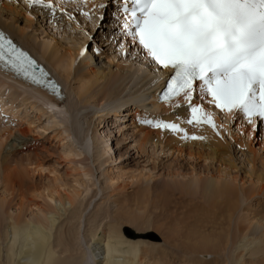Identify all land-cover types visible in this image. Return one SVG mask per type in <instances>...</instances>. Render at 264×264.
Here are the masks:
<instances>
[{"label": "rangeland", "instance_id": "obj_1", "mask_svg": "<svg viewBox=\"0 0 264 264\" xmlns=\"http://www.w3.org/2000/svg\"><path fill=\"white\" fill-rule=\"evenodd\" d=\"M111 7L113 10L114 6ZM112 10L110 11L113 14L114 11ZM67 11L75 16V19L69 20V22L74 24L76 29L65 30V27L63 28L61 25H51L50 23L42 22L37 17L35 21L41 22L42 29H46L50 38L55 37L62 43L73 46L78 45V41H84L83 46L85 45L86 50L90 51L93 56L92 64L95 65L97 63L98 67L108 72L110 69L114 72H119L116 65L119 62L123 65V62L120 61L123 55L120 44L124 42V38L121 35L118 24L112 18V14L107 9H100L98 11L99 14L96 12L91 19L87 18L86 22L83 23V15L78 14L74 9ZM26 15L32 16L30 11H27ZM101 15L104 17L103 21L99 19ZM59 16L68 23L67 19L69 18L67 15L59 13ZM0 20L9 23L8 19L1 15ZM52 28H55L56 31ZM98 28L103 29V32H100ZM32 29H28L27 33H31ZM110 32L112 35H108ZM35 33L38 34L39 32ZM84 34L86 36L83 40ZM115 37H119V39L117 40ZM50 38L45 37L48 41L51 40ZM113 41L115 42L114 44H112ZM32 44L39 54L45 55L44 49L39 42L32 41ZM97 49L99 50L98 53L95 51ZM135 51L136 49L129 50L127 59H135V56L137 57L138 55L135 54ZM84 54L85 56L87 55V53ZM114 56V61L110 62V59ZM115 59L119 61L116 62ZM138 59L135 63L134 60H128L129 63L126 61L124 65L127 64V69H120L124 80L134 78L126 86V90L124 89V92L117 95L116 93L110 94L102 102H78L77 91L81 83L74 80V64L72 77L68 82V85L71 83V86H69V99L66 106L61 107L63 109H49L48 112H45V109L48 108L46 104L48 97L43 92L22 83L0 70V81L5 83L4 87H0V94L2 95H0V130L2 132L0 133L6 139H0V180L4 173L8 175L18 174L23 176L27 184L25 186L29 188L23 197L16 196V198L5 192L4 184L0 181V202L3 201L4 204L1 207L0 203V210H3L2 212L4 213V215H0L3 231L9 228L13 216L19 212L18 207L20 204L25 217H30L31 219L36 217V213L39 212L37 206H45L43 197L46 194V191L45 194L43 191L45 187H60L59 190L63 195L66 191H72L73 188H80V194L73 202V206L66 203L65 207L67 210L63 212V216L59 219L57 231H53V238L57 240L63 235L62 230L70 228L69 234L74 239L76 248L75 258L79 257V253L88 251L89 247L90 251L94 252L92 249L96 246L95 243H97L99 238L101 239L108 232L113 231L111 225L114 223L115 228L118 224L119 231L124 236L144 240L142 249L145 251L146 255H144L146 258L151 261L161 258L160 253H162L164 260H161L159 264H194L195 255L191 254L190 249L183 245L181 237L187 233V230L191 229L189 224H191L192 218L190 217L189 219V216L192 215L194 205L199 204V207H203L209 206V203H204V201L200 200L199 197L201 196L193 197L183 193L180 187L183 186L182 182L185 183L192 176V169H196V172L199 173L198 175L203 173L216 175L218 165L200 161L194 162L184 156L179 157L171 154L169 156L167 153H161L160 150L156 149L157 147L151 144L150 146L149 144L147 145L145 152L142 154L135 149L141 138L138 131L141 124L136 119L138 116L131 115V113H135L134 107H137L138 103L137 106L135 104L133 106L125 104L122 106L123 109L121 107L118 108L120 109L118 112H114V108L127 102L131 96L137 95V93L143 98L148 97L155 85V81L152 78L145 77L141 80L140 76L133 77L134 73H136L134 71L139 65ZM55 69L56 72L61 73L56 67ZM93 89L97 90L98 88L94 86ZM15 94L17 96L12 99ZM144 101L146 102L145 99L142 102L144 103ZM8 109L10 110L8 111ZM99 116L102 117L98 119ZM103 117L104 119L102 120ZM75 121L79 127L78 132L74 131ZM56 122L60 124L55 126ZM21 130H26V132L21 133ZM82 135L91 143L89 150H85L83 145L80 144ZM257 146H255L256 149L258 148ZM68 148L70 149L69 153L67 152ZM235 153H237L239 168L244 170L245 168L242 167L241 161L244 160L245 156L240 152L238 153V147ZM7 154V162H2V157ZM36 161L44 165L46 168L44 172L32 173L33 167L31 165L32 162ZM85 170L88 173L87 175ZM241 170H233L232 174L240 179L239 175H244ZM110 176H113L115 180L109 182ZM142 177L150 180L146 181ZM173 180L178 182V190L172 188ZM237 183L241 184L240 182ZM87 184L89 190H84ZM249 186L250 184L247 183L246 187ZM250 205V202L244 203V207ZM251 210V212H248L251 216H256L253 213L254 211L260 214L263 212V208L257 210L252 208ZM76 212L77 215H75ZM245 213L247 214L246 211ZM241 225H243L242 227H248L246 223ZM93 227L98 229V240L96 237V240L90 241L87 235ZM255 227L263 229L264 225L254 220L250 228L254 229ZM106 229L108 230L105 231ZM173 231H176V233H173ZM69 234L66 233L67 236ZM86 241H88V244ZM172 242H176L177 245H173ZM0 246L1 250H3L1 255H5L6 241H0ZM153 246L154 248H152ZM155 247L157 251H155ZM248 252L249 250L243 251L244 262L252 261V264H264L262 263L264 262L263 254L252 257ZM205 254L203 257L208 260L213 258V255ZM2 260L3 258L1 257L0 261L2 262Z\"/></svg>", "mask_w": 264, "mask_h": 264}, {"label": "bare ground", "instance_id": "obj_2", "mask_svg": "<svg viewBox=\"0 0 264 264\" xmlns=\"http://www.w3.org/2000/svg\"><path fill=\"white\" fill-rule=\"evenodd\" d=\"M95 3L99 4L100 0H95ZM73 9L77 11L78 14L80 13V10L75 6H67V10ZM91 9L92 1L83 7V11H90ZM110 10H112L111 6L107 8V11L112 14ZM27 11H30L32 16H27ZM112 11H115V7ZM97 13L99 14L98 11ZM0 15L6 17V19L9 21L8 23L7 21L3 22L0 20V25L4 27L11 34V36L16 38L24 47L29 49L39 59H41L45 65L47 64L46 66L49 67L55 77L62 83L64 88L67 89V99L62 101V104L60 105L58 101L54 100V97L38 89L48 97L46 101L48 108L45 109V112H48L49 109L51 110L53 108L56 109L66 106L69 99V86H71V83L68 85V82L72 77L74 64V80L78 83H81L77 91L78 102H102L105 97L110 96V94L116 93L117 95L126 90V86L132 82V79L134 78L131 80H124L122 78L123 73L120 72V69H127V64L124 65L126 61L134 60L135 63V61H137L139 58V65L134 71L136 73H134L133 77L140 76L141 80L145 77L150 79L152 78L155 81V85L153 86L151 93L148 94V97L143 98L142 96H139V93H137V95L131 96L127 102L115 107L114 112H118L120 110L118 108L120 107L123 109L122 106L125 104H129V106H133V104H135L137 106L138 103V106L134 107L135 113H131V115L134 114L135 116L142 117L147 114L149 118L160 117L166 120H175L176 117L172 114L173 109L167 104L158 100L156 89L162 84L163 75L157 73L153 66H149V64L144 60L143 55L138 53L137 50L135 51V54L138 55L137 57L135 56V59H127V56H125L123 50V55L121 54L122 56L120 60L123 62V65H121L120 62V64L118 63L116 65V68L119 70V72H114L112 69H110L108 72L105 69L98 67L97 63L95 65L91 63L93 56L91 55L90 51L88 52L86 50L87 52H85L86 46H83L84 41H78V45L73 46L62 43L55 37L50 38V35L47 33L46 29H42L41 22L35 21V18L37 17V19H41L42 22L50 23L51 25L56 26L61 25L63 28L65 27V30L76 29L74 24L69 22V19H67L68 23H66L65 19L60 18L61 15L59 16L58 12L55 16H53L47 10H43L38 7L31 10L27 9L23 3V0H19V4H17L16 0H0ZM112 18L114 19L113 14ZM82 19L83 23H85L87 20L85 16L82 17ZM114 22L117 24L116 20ZM30 28H33L31 33H27V30ZM53 30H55V28ZM98 30L103 32V29L98 28ZM35 32L39 33L37 34ZM109 34L112 35L111 32L108 33V35ZM85 36L86 35L84 34L82 38L83 40ZM45 37H48L51 40L48 41L45 39ZM115 39L118 40L119 37H115ZM32 41H37L41 44L42 48L44 49V56L36 51ZM114 43L115 42L113 41L112 44ZM123 43H125V40ZM120 49L122 50L121 44ZM132 49L135 50V48ZM82 52L83 54H81ZM84 53H87V55L85 56ZM96 53L98 52L96 51ZM88 56L89 58H87ZM99 57L101 56L99 55ZM114 58L115 56L110 59V62L114 61ZM54 66L59 69L61 73L56 72ZM4 85L5 83L0 81V87H4ZM94 86H96L98 89L94 90ZM16 96L17 95L15 94L12 99H14ZM144 99L146 102L144 101L143 103L142 101ZM139 102L142 104H139ZM9 110L10 109H8V111ZM176 115H179L183 118L187 115V113L184 108H181L176 113ZM100 117L102 116H99L98 119ZM103 119L104 117L102 120ZM74 123V131L78 132L79 127L77 122L75 121ZM216 123L224 125V139H220L219 137L215 136L211 128H208L207 126H205L204 130H201L186 124L183 125L187 128L189 133H195L196 135H206L208 138L203 141L181 139L179 134L161 132L160 130L140 123L141 126L138 128V131L141 138L135 149H137V151L141 152L142 154L145 152L147 145L149 144L150 146L151 144L152 146L157 147L156 149L160 150V152L164 154L167 153L168 155H177L179 157L184 156L186 159L192 160L194 162L200 161L218 165V168L216 169V175L205 173L198 175L199 173L196 172V169H192V176H190L187 181L184 180L186 181L185 183L182 182L183 186L180 187V190H182L183 193L193 197L201 196L199 197L200 200L204 201V203H209V206L199 207V204L194 205V208L192 209V215L189 216V219L190 217L192 218V222L189 224V226L191 225V229L187 230V233L181 237V241L186 248L190 249L191 254L195 255V258L193 259L194 264H252V261L247 263L244 262L243 251L249 250L248 253L252 257L262 254L264 255V228H250L254 220H257V223H262L264 225V215H262V213H264V124H261L259 129L254 132L253 129L247 125V123L242 118L237 117L232 119L225 116L224 114L219 113L218 111ZM58 124L60 123L56 122L55 126ZM25 132L26 130H21V133ZM1 133L0 139L6 140L4 139V135ZM104 136L107 137L106 135ZM80 140V144L83 145L84 149L89 150L91 146L90 141H88L84 135L81 136ZM256 145H258L257 149L255 147ZM237 147L238 153L240 152L243 156H245L244 160L241 161L243 164L242 167L245 168L244 170H241L237 164L238 158L236 155L237 153H235ZM69 150L70 149L68 148V153ZM7 156L8 154L2 157V162H7ZM31 166L33 167L32 173H42L46 170L41 162H32ZM233 170H241L243 171L244 175H239V179L238 176L232 174ZM85 174H88L86 170ZM144 179L146 181L150 180L149 178ZM113 180H115V178L110 176L109 182H112ZM0 181L4 184L5 192L10 193L13 197H23L26 191L29 190V188L25 186L27 185L26 180L23 178V176L18 174L8 175L4 173ZM237 182H240L241 184H238ZM247 183L250 184L249 187H246ZM172 186L173 189L179 188L178 182H175L174 180ZM89 187L91 186L89 185ZM59 188H44V194L46 191L45 196H43L45 206H37V210L39 212H35L36 217L33 219L30 217H25L24 213L22 212V206H20L21 204L18 207L19 212L13 216V219L11 220L7 230H2V222L0 217V241H6L5 255H1L3 250H1L0 246V258H3L2 262L0 261V264H159L161 260H164L162 253H160L161 258H158L155 261H151L149 258H146V254L144 253L145 251L142 249L144 240L140 238H130L124 236L120 233L118 224L115 228L113 225L114 223L112 224L113 227L111 225V229H113V231L108 232V234L103 236L101 239L99 238V240L97 237L98 229L93 227L94 230H88L89 234L87 237L90 241H94V239L96 240L97 237L98 241L95 243L96 246H93L96 251L94 249H92L94 252L90 251L89 247L88 251L81 254L79 253V257L75 258L74 253H76V248L74 239H72L69 234L70 228L62 230L63 235L57 238V240H55L56 238H53V231L56 230L60 222L59 219L63 216V212L67 210L65 207L66 203L71 205L73 204L80 194V188H73V190L69 192L66 191L67 193L65 192L64 195L61 194ZM84 190H89L88 184L85 186ZM246 202H250L251 205L244 207V203ZM0 203L2 207L4 205L3 201ZM250 207L251 209L255 208V210L263 208V212L260 214L253 210V213L256 216H251L248 213L252 211ZM2 211L3 210H0V215H4ZM75 215H77V212ZM196 215L198 216L194 218ZM245 223L248 224V227H242L243 225L241 224ZM107 230L108 229L105 231ZM66 233H68L69 236H67ZM173 233H176V231H173ZM86 243L88 244V241H86ZM172 244L177 245L176 242H172ZM152 248H154V246ZM155 251H157V249ZM205 253L213 255L212 257L216 259L212 258L213 260H208L207 258H204L203 256Z\"/></svg>", "mask_w": 264, "mask_h": 264}, {"label": "snow or ice", "instance_id": "obj_3", "mask_svg": "<svg viewBox=\"0 0 264 264\" xmlns=\"http://www.w3.org/2000/svg\"><path fill=\"white\" fill-rule=\"evenodd\" d=\"M19 4V0H16ZM27 9L40 8L75 19L67 6L91 19L114 6L125 43V56L135 48L149 66L163 75L161 102L173 109L175 120L147 114L138 122L181 139L206 140L183 125L211 128L224 139L217 111L242 118L255 132L264 124V0H23ZM103 21L104 17H99ZM86 51V49H85ZM95 51H99L98 49ZM83 54V52L81 53ZM0 69L41 85L55 95L60 86L21 46L0 30ZM184 108L187 115L176 113Z\"/></svg>", "mask_w": 264, "mask_h": 264}]
</instances>
